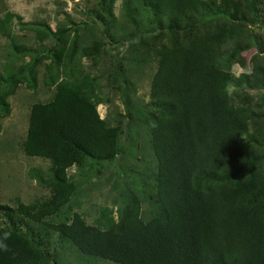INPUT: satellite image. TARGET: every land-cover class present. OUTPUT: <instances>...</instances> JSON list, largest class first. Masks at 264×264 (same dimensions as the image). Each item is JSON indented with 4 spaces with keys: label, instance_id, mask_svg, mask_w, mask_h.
<instances>
[{
    "label": "trees",
    "instance_id": "trees-1",
    "mask_svg": "<svg viewBox=\"0 0 264 264\" xmlns=\"http://www.w3.org/2000/svg\"><path fill=\"white\" fill-rule=\"evenodd\" d=\"M139 1L153 12L157 28H162L160 19L165 18L173 31L188 27L206 3ZM253 8L248 0L254 17ZM11 16L6 13L2 20ZM34 32L38 40L46 35L40 28ZM223 34L220 28L204 31L194 34L187 45H159L155 50L156 68L149 84V104L154 109L149 146L157 162L154 200L160 214L144 221L139 217L140 198L134 193L123 199L117 221L105 208L91 225L75 211L66 217L68 222L44 220L59 211L74 191L65 170L86 158L111 160L118 131L98 118L95 106L101 101L85 73L61 78L50 100L30 105L21 149L27 156L49 161L50 194L28 204L16 199L14 208L0 205L9 219L0 228V238L11 233L5 241L7 250H0V264L49 263L45 250L32 244L22 226L55 231L81 255L119 264H264V205L254 180L233 186L201 182L202 176L242 172L250 164L249 154L239 146L245 117L227 99L228 74L213 63ZM53 35L59 43L55 57L60 62L66 39L62 28ZM31 81L35 82L34 72ZM8 83L0 90V117L8 114L5 96L13 93L17 79L10 78Z\"/></svg>",
    "mask_w": 264,
    "mask_h": 264
},
{
    "label": "rangeland",
    "instance_id": "rangeland-1",
    "mask_svg": "<svg viewBox=\"0 0 264 264\" xmlns=\"http://www.w3.org/2000/svg\"><path fill=\"white\" fill-rule=\"evenodd\" d=\"M252 2L254 17L248 0H206L188 27L173 31L165 18L160 19L162 28H157L153 12L139 0H0V90L8 87L10 78L17 79L13 93L5 96L8 114L0 117V205L14 208L16 199L28 204L50 194L49 161L27 156L21 149L29 107L50 100L61 78L85 73L94 82L98 104L109 106L105 121L117 128L116 153L108 161L86 158L81 165L69 166L65 173L74 182V191L59 211L44 220L68 222L66 217L75 211L91 225L105 208L117 221L128 193L140 198L141 220L160 214L154 200L157 162L149 146L154 110L149 84L156 68L155 50L159 45H187L194 34L219 28L224 30V42L213 63L228 74L225 92L229 83L237 89L226 95L231 107L245 117L239 146L249 154L250 164L242 172L202 176L201 182L233 186L252 179L264 205V0ZM6 13L12 16L4 21ZM34 28L46 34L42 40L35 38ZM57 28H62L66 39L60 62L53 35ZM234 64L251 66V74L237 79L232 74ZM8 224L6 212L0 209V228ZM22 230L33 245L45 250L48 264H119L81 255L55 231L35 226Z\"/></svg>",
    "mask_w": 264,
    "mask_h": 264
},
{
    "label": "clouds",
    "instance_id": "clouds-1",
    "mask_svg": "<svg viewBox=\"0 0 264 264\" xmlns=\"http://www.w3.org/2000/svg\"><path fill=\"white\" fill-rule=\"evenodd\" d=\"M252 72V67L248 66L247 68L241 67L239 64H234L232 66V74L238 79L242 74H251ZM235 85L229 83L226 86V93L228 96H231L235 91H236ZM109 111V106L104 104V105H97V115L98 118L103 121L107 118V114ZM11 238V233L10 232H5L3 234V237L0 238V250H7V244L5 241Z\"/></svg>",
    "mask_w": 264,
    "mask_h": 264
}]
</instances>
